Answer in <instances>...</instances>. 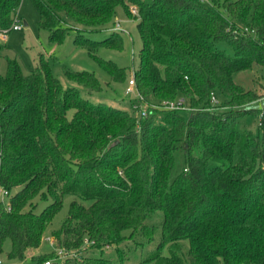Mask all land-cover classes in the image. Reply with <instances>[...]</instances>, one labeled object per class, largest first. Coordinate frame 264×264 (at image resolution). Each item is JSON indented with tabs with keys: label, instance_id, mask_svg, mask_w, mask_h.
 Returning a JSON list of instances; mask_svg holds the SVG:
<instances>
[{
	"label": "trees",
	"instance_id": "16d2710c",
	"mask_svg": "<svg viewBox=\"0 0 264 264\" xmlns=\"http://www.w3.org/2000/svg\"><path fill=\"white\" fill-rule=\"evenodd\" d=\"M31 2L52 44L64 42L68 25L81 27L75 29V45L117 83L126 71L97 52L118 47L120 33L113 30L103 41L85 33L110 24L117 7L128 15L136 7L139 92L159 102L181 96L193 110L158 111L138 120L130 111L82 98L77 88L65 89L45 56L29 74L7 57L6 74L0 75V180L11 193V210L0 202V255L10 240L8 259L25 261L71 196L56 235L67 251L86 241L117 244L125 233L134 237L158 227L161 240L141 264H264V111L258 133H242L239 109L261 97L234 81L235 73L254 64L264 67V0H222L214 7L198 0ZM21 4L0 0V30L10 28ZM67 75L90 94L103 90L92 73ZM215 92L232 111L207 110ZM178 152L186 167L176 176ZM36 199L52 202L36 213ZM156 212L163 214L160 225H148ZM183 241L189 242L187 254ZM166 244L168 258L162 252ZM106 262L83 257L64 264Z\"/></svg>",
	"mask_w": 264,
	"mask_h": 264
},
{
	"label": "rangeland",
	"instance_id": "374dc122",
	"mask_svg": "<svg viewBox=\"0 0 264 264\" xmlns=\"http://www.w3.org/2000/svg\"><path fill=\"white\" fill-rule=\"evenodd\" d=\"M218 1L222 0H210V3H205V5L208 7H214V2ZM131 9L132 7L130 6V10ZM218 10L223 11L220 9ZM223 13L226 14L224 11ZM17 15L20 23L23 25V29L21 31L12 32L9 35L8 42L3 44L4 49L0 51V75L6 74L7 57L10 59H16L21 65L24 73L29 74L31 71L40 68V58L41 56H45L49 61L53 75L59 79L65 89L71 87L77 88L80 91V96L82 98L88 99L96 104L102 103L130 111L136 118L131 107L133 100L130 96L126 95L125 90L128 81L134 76L135 71H137L140 66L142 41L137 28L138 15H134L133 13L128 15L124 6H119L116 9L115 17L110 24L99 31H88L85 33V36L88 39L103 41L109 38L116 23H121L123 30L127 33L120 32L122 38V43L119 45L120 47H101L97 52V56L101 59L112 61L116 63L118 67L126 71L127 77L120 83L111 80L109 75L104 72L99 63L89 55L88 51L83 46L75 45L74 40L77 33L75 29H81V27L68 25L70 30L67 33L64 42L60 45H56L50 42L49 31L39 28L38 24L41 18L36 12L31 0H22ZM224 45L229 53L232 54L230 47L226 44ZM68 71H86L94 74L103 84L102 92L90 94L82 85L69 79L67 75ZM234 81L241 85L246 91L254 92L261 97L257 101L251 102L239 109V111L244 114L239 122L240 131L242 133L247 131L258 133L261 121L260 114L264 111V67L254 64L251 70L235 73ZM215 94L218 103L215 107L210 103V107H208L207 110L216 111L217 113L232 111L233 107L232 105L228 106L226 104L225 97L218 92H215ZM142 96L146 101L145 106H149V111H153L154 104L159 105L162 103L150 96ZM180 98L182 97H177L172 101ZM186 107L188 113L193 110V106L187 99ZM199 109L204 108L201 106ZM72 114L73 112L70 113L69 117H72ZM185 167L184 155L182 152H178L176 154L174 174L177 176L183 173ZM73 200L74 198L71 196L65 197L63 209L49 225L40 248L30 249L26 253L25 261H12L8 259V254L12 250V243L10 240L5 242L3 253L0 257L8 264H34V262L40 261L49 256H51L50 259H55L57 257L56 249H62L56 235L59 233L63 223L69 215L70 205ZM51 202V199L45 201L40 199L34 200L33 203L36 206V213L43 211ZM27 209H29V207H26L24 210ZM162 217L163 214L161 212H156L146 221V223L150 226H159ZM129 234L130 233H125L127 238L121 239L117 244H111L106 241L105 243L98 245L95 242L88 241V243L86 242L78 250L76 256H73L70 259L80 260L83 257H99L106 261L110 260V264H141L156 250L157 245L161 240V230L158 229V227H151L149 230H146V232L140 230V232H136L134 237H131ZM49 238L57 240L55 241L54 246H51L48 241ZM142 242H145V245H141L140 243ZM180 246L182 252L187 254L190 249L189 242L183 241L180 243ZM162 252L165 258L170 257L171 246L166 244L163 247ZM68 253L73 252L69 251ZM109 263L106 262V264Z\"/></svg>",
	"mask_w": 264,
	"mask_h": 264
},
{
	"label": "built area",
	"instance_id": "2783aa9c",
	"mask_svg": "<svg viewBox=\"0 0 264 264\" xmlns=\"http://www.w3.org/2000/svg\"><path fill=\"white\" fill-rule=\"evenodd\" d=\"M198 1H200L203 4L210 3V0H198ZM131 13H133L134 15H139L138 9L136 7H132ZM22 29H23V25L20 23V21L18 19V15H16V17L14 18V21H13L12 25L10 26V28H8L6 30H0V43L6 44L8 42L9 35L12 32L21 31ZM114 31H117L119 33L120 32H126L125 30H123L120 22L116 23V25L114 27ZM246 31H248V30H246ZM125 93L127 96H130V98L133 100L132 104H131L132 112L136 115V118L138 120L147 119L148 117L151 116L152 113L158 112L157 110H164V111H168V112H177V111L182 112V111L187 110L186 100L184 98H180V99H177L175 101H163L159 105L154 104L153 105V108H154L153 111H149L150 110L149 106H145V103H146L145 98L138 91L137 82H136L134 76L128 81ZM210 103L212 104L213 107H215L216 104L218 103L217 96L215 93L211 94ZM10 197H11L10 191H8L4 188V186L2 185V182L0 180V202L6 204V208L8 211L11 210V206L9 205ZM48 241L50 242L51 246H54L55 241H57V240L49 238ZM86 242L88 243V241H86ZM56 252H57V257L55 259H48L45 262H43L42 264H56V263L64 264L67 260H69L73 256H76V254L78 253V250L71 251L73 253H68L69 251L65 250L64 248H62V249L57 248ZM0 264H8V263H6L0 257Z\"/></svg>",
	"mask_w": 264,
	"mask_h": 264
}]
</instances>
